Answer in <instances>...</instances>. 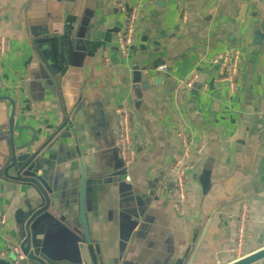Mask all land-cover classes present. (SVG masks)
Listing matches in <instances>:
<instances>
[{
  "label": "crops",
  "instance_id": "0c3cea01",
  "mask_svg": "<svg viewBox=\"0 0 264 264\" xmlns=\"http://www.w3.org/2000/svg\"><path fill=\"white\" fill-rule=\"evenodd\" d=\"M119 6L137 11L127 56L119 41L128 15ZM0 35L8 43L0 128H22V144L36 134L34 149L47 146L50 156L43 170L57 208L31 226L41 253L64 260L78 251L67 225L80 227L81 183L90 233L108 263L230 264L243 204L249 249L264 248V0H0ZM232 50L241 52L236 94L217 61ZM77 52L81 73L67 89L81 87V97L68 98L58 75ZM194 75V88L178 89ZM121 106L133 124L131 182L117 147ZM183 136L205 150L191 157L179 216L173 182L160 183L183 155ZM6 149L0 143V168ZM44 207L34 187L0 178V252L21 246Z\"/></svg>",
  "mask_w": 264,
  "mask_h": 264
},
{
  "label": "water",
  "instance_id": "95a60500",
  "mask_svg": "<svg viewBox=\"0 0 264 264\" xmlns=\"http://www.w3.org/2000/svg\"><path fill=\"white\" fill-rule=\"evenodd\" d=\"M81 59L82 54L80 52L75 53L71 63V69L68 73L62 76L63 69L58 75V80L62 79L60 82L63 94L68 98H74L76 96L81 97V87L75 91L67 89L73 77L81 73ZM57 88L59 89V84H57ZM68 101L67 109L70 111L74 103L71 99H68ZM21 130L22 128H15L13 122L8 126L0 128V143L7 146L6 151L2 153L6 162L3 167L0 168V178L11 183H22L34 187L40 192L45 203V207L34 214L26 226L25 239L21 244L22 253L26 258L24 262L34 264H120L119 259H114L108 263V260H110L109 253L101 250L97 241L92 238L84 205V183H81L80 227L79 229H72L67 225L68 228L76 234V238L74 239L77 240L78 251L68 249L65 254V257H68L67 259L59 260L56 258L53 260L35 247V239L31 234V226L42 214L46 213L50 207L57 208V202L53 198L50 183L43 170L45 166H48L46 160L50 157L48 152H46L47 146L34 149L33 145L37 140L36 134H34L31 141L22 144L20 140L16 139L15 135L16 131L19 132ZM263 261L264 248L245 256L241 260L231 262L230 264H259ZM24 262H19L18 259L12 255L10 258H7V261H0V264H24Z\"/></svg>",
  "mask_w": 264,
  "mask_h": 264
},
{
  "label": "built area",
  "instance_id": "2783aa9c",
  "mask_svg": "<svg viewBox=\"0 0 264 264\" xmlns=\"http://www.w3.org/2000/svg\"><path fill=\"white\" fill-rule=\"evenodd\" d=\"M122 13L128 15V23L124 32L121 33L119 41V49L123 55L127 56L129 49L133 43L135 36V24L137 21V11L129 9L125 6H119ZM8 43L4 36L0 35V57L2 58L7 50ZM240 50H232L225 55L217 58L218 62H221L222 72L220 81L230 89L232 94H236L238 79L240 75ZM158 71L167 72V66L163 65L158 68ZM196 76H191L188 79H183L178 82V89H192L195 85ZM118 124H119V138H118V151L126 171V180L131 182L130 170L135 165L137 155L133 143V124L130 111L121 106L117 110ZM205 148L203 145H195L189 140V137L183 136V155L178 159L170 168L168 173L164 176L160 183L161 188L169 186L170 182H173V189L176 193V201L174 208L179 216L184 215V205L188 201V176L194 165L191 161L193 153L202 154ZM7 224L5 217L0 219V230ZM249 224V211L248 206L243 204L241 206V212L239 216L238 231L236 237V243L234 248L230 250L233 262L241 260L245 257L244 248L247 241V228ZM11 255H14L19 262L26 261L25 256L22 253L20 245H14L9 251L0 252V259H7Z\"/></svg>",
  "mask_w": 264,
  "mask_h": 264
},
{
  "label": "rangeland",
  "instance_id": "374dc122",
  "mask_svg": "<svg viewBox=\"0 0 264 264\" xmlns=\"http://www.w3.org/2000/svg\"><path fill=\"white\" fill-rule=\"evenodd\" d=\"M238 224H239V218H238V223H237V231H238ZM249 225V224H248ZM248 229V228H247ZM236 237H237V234H236ZM248 238H249V229L247 230V241H246V245H245V248H244V255L247 256V255H250L252 254L251 253V249H249V246H248ZM232 250V249H231ZM233 262V257L231 258Z\"/></svg>",
  "mask_w": 264,
  "mask_h": 264
}]
</instances>
